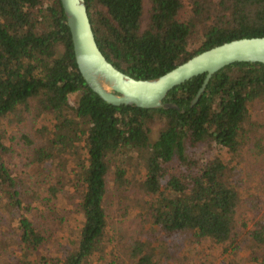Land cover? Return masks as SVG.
Returning a JSON list of instances; mask_svg holds the SVG:
<instances>
[{
  "label": "trees",
  "instance_id": "obj_1",
  "mask_svg": "<svg viewBox=\"0 0 264 264\" xmlns=\"http://www.w3.org/2000/svg\"><path fill=\"white\" fill-rule=\"evenodd\" d=\"M84 2L99 50L135 79L158 77L224 42L264 36V0ZM65 19L60 0H0V246L9 263L120 264L109 224L113 195L130 201L151 232L131 242L134 264H167L172 255L162 250H173L182 235L234 248L244 150L262 160L264 196V120L252 118L264 103V63L222 67L194 103L205 73L176 85L163 103L178 109L112 105L81 76ZM25 126L37 140L15 134ZM64 158L73 173L46 181L45 170ZM64 201L82 216L66 225L73 250L49 245ZM247 202L257 215L248 236L262 247L264 198ZM249 264H264V254Z\"/></svg>",
  "mask_w": 264,
  "mask_h": 264
},
{
  "label": "rangeland",
  "instance_id": "obj_2",
  "mask_svg": "<svg viewBox=\"0 0 264 264\" xmlns=\"http://www.w3.org/2000/svg\"><path fill=\"white\" fill-rule=\"evenodd\" d=\"M148 4L145 2V13L143 16V24L147 19ZM78 98V94H73L69 97L70 103H74ZM252 118L257 121L264 120V103L257 102L253 109ZM160 123L156 122L151 127L149 134L150 140L154 141L158 135V129ZM23 133H27L32 139H36L34 132L29 126L20 127L15 129V134L20 136ZM39 141H41L39 139ZM17 149L21 153L26 151V146L23 142L17 143ZM243 162L240 166L239 180L241 186L244 187L245 193L243 194L244 201L241 202L236 214V231L237 240L234 243V248L228 247L224 252L221 249L216 248L213 243L207 239H198L190 235H182L179 241V245L175 248H167L162 252H168L172 255L167 264H249V260L254 253L264 254V245L262 247L257 246L249 238L248 232L253 228L254 222L257 219V215L254 213L251 203L247 201L256 202L259 197H263L261 190V178L263 173L262 160L256 157V154L252 149L244 150ZM24 157L20 156L19 161L24 162ZM22 172L25 171L24 166L21 164ZM73 166L65 158L59 161H55L48 169L45 170V179L50 182L55 177L70 176L73 172ZM25 188L29 190L28 183H25ZM110 194L114 190H109ZM131 202L121 199L117 195H113L111 200L108 201L109 207V224L111 233L114 239V253L118 256L117 261L120 264H134L128 256V249L135 237H140V240L147 241L151 238V232L148 229V223L140 212L131 207ZM125 207H127V213L125 216H121ZM259 207L264 209V202H260ZM56 218H59L50 229L51 241L50 246L61 243L66 250H73L75 245L74 236L69 240L66 235V225L69 228H73L76 222L80 223L82 220L81 214L76 213L73 209L71 202L64 201L60 203L54 213ZM64 223V224H62ZM55 224V225H54ZM72 231H69L71 234ZM54 239H56L55 242ZM157 245V243L155 244ZM56 246V245H55ZM168 247V243L166 242ZM231 248V249H230ZM163 249V248H162ZM161 250V249H160ZM0 264H10L6 257V252L0 246Z\"/></svg>",
  "mask_w": 264,
  "mask_h": 264
},
{
  "label": "water",
  "instance_id": "obj_3",
  "mask_svg": "<svg viewBox=\"0 0 264 264\" xmlns=\"http://www.w3.org/2000/svg\"><path fill=\"white\" fill-rule=\"evenodd\" d=\"M60 2L81 76L92 91L112 105L178 109L171 103H163L168 91L176 85L205 73L194 103L212 75L222 67L234 62L264 63V36L242 37L204 50L158 77L135 79L115 68L99 50L84 0Z\"/></svg>",
  "mask_w": 264,
  "mask_h": 264
}]
</instances>
